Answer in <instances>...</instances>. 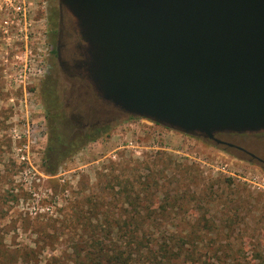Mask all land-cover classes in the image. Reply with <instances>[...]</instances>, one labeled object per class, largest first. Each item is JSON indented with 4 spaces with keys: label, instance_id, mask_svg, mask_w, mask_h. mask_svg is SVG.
<instances>
[{
    "label": "rangeland",
    "instance_id": "1",
    "mask_svg": "<svg viewBox=\"0 0 264 264\" xmlns=\"http://www.w3.org/2000/svg\"><path fill=\"white\" fill-rule=\"evenodd\" d=\"M57 7L58 0H0V231H6L5 243L50 245L40 255L39 264H45L48 255L61 258L72 244H83L87 230L105 234L109 226L102 220H109L117 227L112 241L105 237L107 244H123V230L116 229L125 225L115 222L134 211L122 202L129 189L127 194L139 191L143 199L136 210L155 219L144 225L149 232L190 228L205 216L218 233L209 246L224 248L220 264H264V165L236 148L123 114L109 136L66 160L57 174L44 173L47 127L39 89L46 77L60 85L72 79L54 53ZM68 41L73 49L75 41ZM218 138L264 158V131ZM148 180L143 190L135 189ZM81 214L85 222L76 218ZM50 224L65 234L34 243L37 234L30 233L42 225L49 232Z\"/></svg>",
    "mask_w": 264,
    "mask_h": 264
},
{
    "label": "water",
    "instance_id": "2",
    "mask_svg": "<svg viewBox=\"0 0 264 264\" xmlns=\"http://www.w3.org/2000/svg\"><path fill=\"white\" fill-rule=\"evenodd\" d=\"M58 4L85 43L94 92L121 113L230 147L215 134L264 131V0Z\"/></svg>",
    "mask_w": 264,
    "mask_h": 264
},
{
    "label": "trees",
    "instance_id": "3",
    "mask_svg": "<svg viewBox=\"0 0 264 264\" xmlns=\"http://www.w3.org/2000/svg\"><path fill=\"white\" fill-rule=\"evenodd\" d=\"M68 40L77 44L74 52L77 65L75 79L60 85L56 79L46 77L39 89L47 127V142L41 165L44 173L52 176L58 173L66 160L88 144L109 136L115 120L123 115L94 92L85 70V43L79 33L76 35L74 33ZM68 42H66L67 47ZM69 56L67 58L70 60ZM110 112L112 115L108 116ZM129 117L133 116L129 115ZM146 184L149 185V180L139 184L141 186L135 189L143 190ZM128 190H124L122 202H128L134 211L115 222L125 225V229L121 226L120 229H116L123 230L121 232L125 239L121 240L123 244H107L105 237H108V241H112L114 239L112 230L117 226H111L113 223H109V220H102L103 224L107 223L109 226V229H103L105 234L95 228L87 230L81 236L84 239L83 244L77 242L63 250L62 259L53 254L48 255L45 264H220L219 257L224 252V248L209 246L211 235L218 234L215 232V222L201 216L190 228L149 232L144 225L149 226L155 222V219L148 213L143 214L136 210L143 205L141 203L143 199L140 198L139 191L132 197L127 194ZM211 201L210 196L207 202ZM80 217L85 222V216L81 214L76 218ZM96 219L99 224L102 222L100 221L102 216ZM47 228V225H42L30 233L37 234L34 243H46L49 240L54 242L65 234L64 228L60 229V233L51 224L49 232ZM5 233V230L0 231V264H39L43 249L50 246L46 244L41 247L38 244L37 248H31L9 245L4 241ZM66 235L73 239L68 233ZM209 251L213 252V258L206 257Z\"/></svg>",
    "mask_w": 264,
    "mask_h": 264
},
{
    "label": "flooded vegetation",
    "instance_id": "4",
    "mask_svg": "<svg viewBox=\"0 0 264 264\" xmlns=\"http://www.w3.org/2000/svg\"><path fill=\"white\" fill-rule=\"evenodd\" d=\"M58 12H57V17H58V21H57V27L56 28H53L52 29V36H55L56 38V46H55V57L58 61V52L60 54V57H61V60L63 62L61 68L62 70H64V72H66L72 79H75L76 75H77V65H76V59L74 57V52L75 51V46L77 44H74L73 46V49L71 48H68L67 45H66V40H68L71 35H76V33H78V29H77V25H76V22L74 20V18L72 19L70 17V13L67 11V9L63 6V7H60L59 4H58ZM72 16V15H71ZM71 18V19H70ZM51 23H54V18L52 17L51 18ZM70 55V60L67 58V56ZM58 64H59V61H58ZM60 66V65H59ZM230 134L232 132H222V133H216L215 134V137L218 138L219 135H222V134ZM220 139V138H219ZM222 141H225L223 139H221ZM225 142H228V141H225ZM232 143V142H230ZM234 146H239L235 143H232ZM221 145H224V144H221ZM234 146H227L229 148H236ZM239 147H242V146H239ZM243 148V147H242ZM237 150L245 153L246 155H249L250 158L254 159V160H257L258 162H260L261 164L264 165V158L254 154V156H251L248 152H245L244 150L242 149H239V148H236Z\"/></svg>",
    "mask_w": 264,
    "mask_h": 264
}]
</instances>
